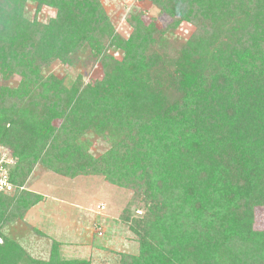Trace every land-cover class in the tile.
<instances>
[{
	"label": "trees",
	"instance_id": "1",
	"mask_svg": "<svg viewBox=\"0 0 264 264\" xmlns=\"http://www.w3.org/2000/svg\"><path fill=\"white\" fill-rule=\"evenodd\" d=\"M148 1L170 23L144 24L133 9L122 37L97 0H0V146L16 159L9 181L23 185L42 161L61 176H100L130 191L121 221L138 252L118 264H264V231H252L253 208L264 206V0ZM42 7L55 11L43 25ZM183 22L193 31L179 40ZM109 49L123 51L119 62ZM83 52L102 79L82 88L81 76L65 86L44 75ZM95 136L107 143L97 158L87 152ZM53 152L57 166L47 161ZM39 200L0 194V229ZM133 206L142 216H130ZM0 238V264H28L18 243ZM57 258L41 264H89Z\"/></svg>",
	"mask_w": 264,
	"mask_h": 264
},
{
	"label": "rangeland",
	"instance_id": "2",
	"mask_svg": "<svg viewBox=\"0 0 264 264\" xmlns=\"http://www.w3.org/2000/svg\"><path fill=\"white\" fill-rule=\"evenodd\" d=\"M97 2L108 16L114 34L122 37H127L131 31L127 20L133 9L140 14L144 24L154 23L158 28H164L171 20L148 0ZM34 9L33 4H27L25 16L32 18ZM54 15V10L42 7L36 18L43 25ZM192 31L193 27L183 22L177 26L174 34L177 39L186 40ZM107 54L119 62L124 53L109 49ZM43 73L47 77L54 75L57 79H62L65 86L81 76L82 88L102 79L103 75L98 61L89 58L85 52L80 61L74 58L72 66L53 61L44 68ZM11 79L16 82L19 76L13 75ZM56 125L54 122V126ZM106 144L100 136H95L87 152L97 158L107 150ZM55 152L47 161L57 166L56 158L59 161L62 158L56 155L59 152ZM0 159L3 160L2 167L7 172L16 165V159L1 146ZM22 193L37 195L40 200L26 210L20 219L2 226L0 232L20 245L29 259L28 264L47 263L52 256L58 257L57 261L65 262L83 260L89 264H118L120 254H137L136 237L121 221L132 196L130 191L113 186L100 176L80 175L67 178L56 173L48 163L37 161L31 165L23 185L18 187L13 184L10 192L1 194L11 197L13 194L19 196ZM10 210L11 208L8 212ZM129 213L133 218L142 216L141 209L134 206ZM252 213V231L263 232L264 206L253 208ZM1 241L0 238V243Z\"/></svg>",
	"mask_w": 264,
	"mask_h": 264
},
{
	"label": "built area",
	"instance_id": "3",
	"mask_svg": "<svg viewBox=\"0 0 264 264\" xmlns=\"http://www.w3.org/2000/svg\"><path fill=\"white\" fill-rule=\"evenodd\" d=\"M3 160L0 159V194L1 193H8L12 190L13 184L9 181V174L2 167Z\"/></svg>",
	"mask_w": 264,
	"mask_h": 264
}]
</instances>
